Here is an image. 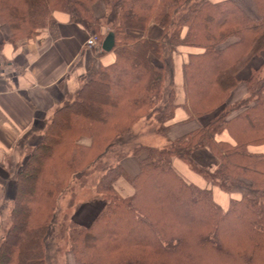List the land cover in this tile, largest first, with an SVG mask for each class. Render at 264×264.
<instances>
[{"label":"trees","instance_id":"obj_1","mask_svg":"<svg viewBox=\"0 0 264 264\" xmlns=\"http://www.w3.org/2000/svg\"><path fill=\"white\" fill-rule=\"evenodd\" d=\"M251 2L252 14L236 0H0V25L13 44L38 36L56 12L100 45L111 33L116 39L115 61L89 72L53 112L14 174L0 264H48L50 236L74 264H264V153L254 150L264 146V64L239 80L264 52V0ZM98 3L106 9L100 18ZM152 25L161 30L156 39L148 35ZM180 48L193 51L184 64L183 107L190 119H212L164 147L127 150L141 122L164 136L175 120ZM240 83L247 96L229 103ZM204 149L219 161L215 172L193 160ZM129 155L140 163L135 177L122 166ZM175 160L240 198L224 210L211 188L175 169ZM122 178L134 189L128 198L115 188ZM67 192L73 211L104 203L90 225L75 221L77 210L58 221Z\"/></svg>","mask_w":264,"mask_h":264},{"label":"crops","instance_id":"obj_2","mask_svg":"<svg viewBox=\"0 0 264 264\" xmlns=\"http://www.w3.org/2000/svg\"><path fill=\"white\" fill-rule=\"evenodd\" d=\"M211 1L219 3L227 0ZM236 1L246 11L254 13L251 0ZM94 10L99 18L106 14L105 7L100 3L94 6ZM160 33L161 30L152 25L148 35L156 39ZM91 37L92 35L82 26L72 23L67 14L60 12L54 13L47 28L38 36L30 40L18 41L15 44L10 42L9 28L0 25V43H3L0 52L1 205L7 197L14 198V174L17 170L13 171L11 161H17H14V165L20 164L21 161L24 163L28 148L34 147L42 139L46 121L53 112L65 104L68 98L78 93L89 72L96 70L100 65H110L115 61V55L112 52L100 53V45L88 47L87 42ZM191 52L193 51L190 49L180 48L174 56V83L177 92L176 103L179 108L175 120L169 123L168 133L164 136L151 135L150 138L158 137L160 141H157L158 144L153 143L150 146L164 147L187 133L205 127L213 117L211 115L201 119H190L183 107L186 102L183 70L187 56ZM263 64L264 52L253 59L241 72L239 80L242 82L249 79L252 71L260 68ZM246 96V87L240 83L232 93L229 103L240 101ZM221 140L230 141V138L228 135H224ZM136 146L131 145L127 150H132ZM254 150L264 153V146ZM193 160L210 172H215L219 166V161L208 149L194 153ZM122 166L131 177L137 176L140 172V163L135 156L129 155L125 158ZM174 166L187 181L201 188H211L213 198L216 200L215 195L219 194L215 190L219 189L217 186H211L202 176L190 170L179 160H175ZM115 188L124 198L130 197L134 193L133 187L124 178L116 182ZM219 191L221 190L219 189ZM226 195L228 196L227 193ZM230 196L228 206H221L224 210L229 208L232 199L240 198V195L236 194H230ZM87 205L90 207L91 204ZM88 206L75 212V221L82 224V220L88 213L86 212ZM102 209L103 206L97 208V210Z\"/></svg>","mask_w":264,"mask_h":264},{"label":"rangeland","instance_id":"obj_3","mask_svg":"<svg viewBox=\"0 0 264 264\" xmlns=\"http://www.w3.org/2000/svg\"><path fill=\"white\" fill-rule=\"evenodd\" d=\"M73 97L68 98V100H70ZM153 134H155L154 130L151 129V127L147 123L141 122V124L135 126L132 134L126 139L127 141H126L125 147L129 148L131 145H139V144H144V145L145 144L146 145H152L153 143L158 144L157 141L158 142L160 141V139H158V137L150 138V136ZM26 155H28V151L26 152ZM14 161H11V163H13L11 168L13 169V171H16L18 169V166H20L21 163H23V162L21 161L20 164L14 165L15 162H17V161H15V162ZM23 161H24V159H23ZM74 185H75L74 187L76 189L75 191L76 192L78 191L77 193H78V197H79L81 194L79 192H83V190L81 191L76 184H74ZM219 189H215L219 193L217 196L215 195V198L217 200V201L216 200L215 201L219 205L221 204L220 206L227 207L228 206V200L231 198V196L228 193H227L228 194V196H227L226 192L222 191L221 189H220L221 191H219ZM74 197H77V195ZM72 199H73V193L67 192L64 195V198L61 200V203H60V209L61 210H60L59 219H58L59 222L61 221V219L64 218L65 214H67L68 212H72L74 210V209H72V210L68 209L69 208L68 205L72 201ZM12 200L13 199H9L7 197V199L4 200L2 205L0 202V242L3 240V238L6 234L7 225H8V218L10 217L9 215H10V208L12 205ZM95 205H96V207H95ZM85 206H88V205L85 204ZM85 206L83 205L81 207V209L84 208ZM99 206L104 207V203L102 201H98L96 203L91 204L90 207L88 206V209L86 210V212H88V213H87L86 217L82 220L83 225H90L91 224V222L93 221V218L95 216H97L101 211V210H97V208ZM75 211H73V212H75ZM54 238H55V236H50V239H48V243H47L48 244V247H47V262H48V264H74L72 254L67 253L66 250L60 246V243L58 241L54 240Z\"/></svg>","mask_w":264,"mask_h":264},{"label":"water","instance_id":"obj_4","mask_svg":"<svg viewBox=\"0 0 264 264\" xmlns=\"http://www.w3.org/2000/svg\"><path fill=\"white\" fill-rule=\"evenodd\" d=\"M116 45V39L114 34H109L102 43V50L106 53L113 52Z\"/></svg>","mask_w":264,"mask_h":264},{"label":"built area","instance_id":"obj_5","mask_svg":"<svg viewBox=\"0 0 264 264\" xmlns=\"http://www.w3.org/2000/svg\"><path fill=\"white\" fill-rule=\"evenodd\" d=\"M98 45V37L97 36H92L89 41L87 42L88 47H95Z\"/></svg>","mask_w":264,"mask_h":264}]
</instances>
